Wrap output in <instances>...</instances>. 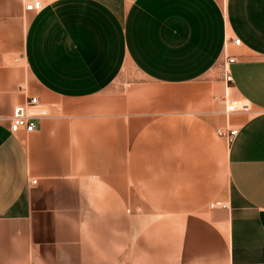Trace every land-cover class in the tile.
Masks as SVG:
<instances>
[{
  "label": "crops",
  "instance_id": "0c3cea01",
  "mask_svg": "<svg viewBox=\"0 0 264 264\" xmlns=\"http://www.w3.org/2000/svg\"><path fill=\"white\" fill-rule=\"evenodd\" d=\"M24 1L0 0V264H264V0Z\"/></svg>",
  "mask_w": 264,
  "mask_h": 264
},
{
  "label": "built area",
  "instance_id": "2783aa9c",
  "mask_svg": "<svg viewBox=\"0 0 264 264\" xmlns=\"http://www.w3.org/2000/svg\"><path fill=\"white\" fill-rule=\"evenodd\" d=\"M42 7V1L41 0H25L24 1V9L25 10H39ZM232 41L235 44H239L240 39L238 37L232 38ZM17 59V58H16ZM235 57L233 55L226 56V59L223 62L222 65V78L224 81L231 82L232 76L230 73V70L227 66V64L231 61H233ZM37 101L36 96H29L27 98L26 103H18L13 107L12 113L10 115V124H9V130L12 133H15L19 130H25V131H32L36 128V123L34 118L28 114L26 110V104L27 103H35ZM249 106L245 102H241L240 104L236 102H227L225 107V112H232L236 110H245L248 109ZM216 132L221 137H224L227 139V141L231 142L238 133V127L235 125H225V126H219L216 129ZM35 179H32V182H35ZM209 205L212 206H219L223 205V202L221 200H212L209 202Z\"/></svg>",
  "mask_w": 264,
  "mask_h": 264
},
{
  "label": "rangeland",
  "instance_id": "374dc122",
  "mask_svg": "<svg viewBox=\"0 0 264 264\" xmlns=\"http://www.w3.org/2000/svg\"><path fill=\"white\" fill-rule=\"evenodd\" d=\"M222 68V67H221ZM236 102V103H238V104H240L241 102H239V101H236V100H232L231 102Z\"/></svg>",
  "mask_w": 264,
  "mask_h": 264
}]
</instances>
